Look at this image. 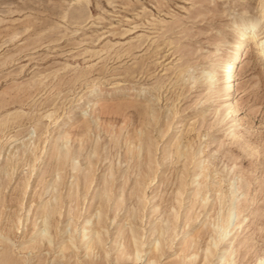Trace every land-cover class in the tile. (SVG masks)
<instances>
[{
    "label": "rangeland",
    "instance_id": "1",
    "mask_svg": "<svg viewBox=\"0 0 264 264\" xmlns=\"http://www.w3.org/2000/svg\"><path fill=\"white\" fill-rule=\"evenodd\" d=\"M257 1L0 0V264L4 259L14 264L98 261L96 250L88 255L80 246V228L84 218L98 220L97 198H92L102 180L112 178L111 171L120 185L129 175L128 195L137 176L131 151L139 143L129 136L144 130L153 140L152 180L135 224L144 240L151 222L171 219L174 241L164 245L159 264H259L264 258V55L254 35L264 36V17ZM248 21L255 26L243 35L235 91L226 97L218 91L222 72L242 37L238 29ZM210 72L217 83L208 81ZM228 102L237 112L225 119ZM148 107L156 118L145 114ZM179 141L189 150L187 159L175 157ZM58 145L75 151L62 193L89 158L91 187L78 206L73 203L72 215L63 203L44 231L39 212L55 201ZM180 181L183 193L177 195ZM114 204L109 202L107 214ZM124 212L118 209L119 215ZM228 212L232 226L219 240L217 223ZM67 219L77 226L75 244L65 251L73 253L70 260L59 252L70 241ZM114 225L108 227L103 264H135L115 261L126 233L110 249ZM56 226L65 237L58 238ZM157 239V232L147 237L150 245ZM143 245L138 264H147L151 255Z\"/></svg>",
    "mask_w": 264,
    "mask_h": 264
},
{
    "label": "bare ground",
    "instance_id": "2",
    "mask_svg": "<svg viewBox=\"0 0 264 264\" xmlns=\"http://www.w3.org/2000/svg\"><path fill=\"white\" fill-rule=\"evenodd\" d=\"M257 2L259 3V5L263 6L262 17H264V0H258ZM258 15H260V14H258ZM259 18H261V17H259ZM254 26H255V23L253 21H248L245 24L244 28L238 29V31L242 37L239 38V40H237L235 48L232 50V52L230 51L231 53L228 55V61H227L226 66L224 67V70L222 72L223 85L218 90V91L221 90V94L226 96V97L231 96V94L235 91V80H236V75H237V68H238L240 61H241V53H240L241 50H240V48L243 45V42L245 40L243 35L246 34L247 29L251 30V28H253ZM254 39L257 41V46L260 48V50H262V55H264V36L260 37L259 34H255ZM230 63H231V65L229 66ZM181 75H182V73H181ZM208 81L211 84L212 83L214 84L216 82L215 74L210 72V74L208 76ZM149 110H150V107H148L145 110V114L149 117L152 116L153 118H156L157 115L152 110H150V111ZM118 112H119V110H118ZM234 112L235 113L237 112L236 109L232 106L231 102L230 103L228 102L225 104L222 114H223V117L225 118ZM14 115H16V114H14ZM46 115H49L48 117H51L50 113H47ZM8 117H10V116H8ZM149 117H148V119H149ZM151 120H153V119H151ZM5 121H6V119H5ZM1 123L3 124L4 122H1ZM147 123L150 124V119H149V121H147ZM155 123H156V121H155ZM5 125L7 126L6 122H5ZM80 126L82 127V125H80ZM0 129H2V127ZM190 129L193 130L192 125H191V128H189V130ZM189 130H188V134L190 135ZM192 130L190 132H192ZM113 131H115V130H113ZM120 131H122V130H120ZM138 131H140V130H138ZM65 133H66V131H65ZM113 133H112V135H113ZM183 134H185V133H183ZM235 134L236 133L233 131L232 132L233 137ZM186 137H187V133L185 135V139H186ZM129 140L131 142H135L136 144L139 142L138 146H136V147H138L137 148L138 150H132L131 151V158H135L134 167L137 170V176L132 180L133 185L131 186V189L129 190L128 195L125 194V186H126L125 184L130 180L129 175L125 181L124 180L122 181V183L124 182V185H120V183H117V184L115 183L116 178L113 177L114 171H111L110 177H112V178L109 177L110 179L107 178V179L102 180L103 185L101 186L99 191L95 192V194L93 195V198H92V200L97 198V204H98V208L100 210L99 218H98V220H96V221L94 220L92 222H90L89 218H84V224L81 226L80 234H79L80 246H82L84 248V250L87 252L88 255H90L91 253H94L96 250V255L98 254L100 259L98 261H93L91 259H88V260L84 261V264H103L105 258L108 257V255H109L108 250L105 249L104 244H105V241L107 239L106 235L109 236V234H110L108 227L111 223L112 224L115 223L114 228L116 229L115 230L116 235L114 234V239H113L114 243L111 244L110 249H115L114 246L118 243L117 237L123 236L126 233L122 237V239H123L122 247L119 248V246H118L116 248L117 255H116L115 261L117 263H121L120 261L132 260L135 264L136 263L138 264V260L141 258L142 254H143V253L141 254V252L146 251V247H144V245H143L144 243H146V245L148 247L147 248L148 253L151 254L148 257L147 264H159V261H158L159 257H161L165 252L164 245L166 244L168 247H171V245L174 241L173 240L174 239V235H173V230H174L173 225L174 224L173 223L171 224L170 218L161 219L159 222H157L155 224L153 222H151V220H150L149 222H151L152 227L150 229L149 235L146 236L144 240L140 239V232H139V230L135 224V221L139 217H141V214L139 213V207L143 206V200L141 199L142 194L145 193L144 192L145 187L147 188L146 184L152 180V169H153V167H152V145H153L152 141L153 140H152V138L149 135V132L147 130L141 131V134L138 135L137 137L135 135L131 134L129 136ZM183 141H185V140L183 139ZM124 142H125V140H124ZM173 143H174V141H173ZM180 145H181L180 141L175 144V152L177 154V156L175 155V157L182 158V156L183 157L185 156L187 159L189 156V154H188L189 150H188V148L183 150V148ZM114 147H115V143H114ZM65 149L59 147V145H58L56 152H55V155H54L55 159H56L55 170L57 171V174L59 176V181L55 187V190H56L55 195H54L55 201L51 202V203L46 202V204L43 206L41 212H39L41 214L40 216L42 217V219L46 225L44 231L48 230V227L50 225L49 222L53 221V219H55V215L57 213H60L63 203H67V205H68L66 214L72 215L74 213L73 212L74 209L72 206L73 203L76 206H78L79 203L81 202V199H82L81 196L82 195L85 196L89 187H91L90 182H91L92 173L88 170L90 169L89 164H91L92 160L89 158L88 165L85 166L84 168L80 167L79 169L76 170V173L73 174L75 176V179H74V182L72 184H74V185H72V184L69 185L67 191L65 193H62L61 184L63 183V179H64V176L66 174V172H65L66 167H68L70 165V159H72L74 157L73 155L75 153V151H71L70 148H65ZM191 157H194V156H191ZM180 158H179V160H180ZM74 160H76V159H74ZM71 161H73V159ZM175 161H176V159H175ZM198 161L200 162L201 159H199ZM9 163H10V161H9ZM71 165H72V163H71ZM184 166H186V163L184 164ZM207 167H209V166H207ZM72 168H74V167H72ZM110 169L113 170L112 167ZM196 175H198V173L195 174V176ZM196 177L191 181L192 184L197 181ZM185 183H186V181H185ZM189 183H190V181H189ZM196 184L197 185H193L194 188L192 190V193L194 190H196L195 194L198 195L201 192V189L199 187L198 188H196V187L201 185V184L199 181ZM117 185L121 186V188H122L121 193H119V192L117 193V191H116ZM181 185H184L183 181H180V183H179V187H178L177 192H176L177 195H181L183 193V189H182ZM204 185H208V184L206 183ZM34 191H35V189H34ZM111 200L115 201V204L112 208V213L107 214V209L109 206V202ZM175 202H176V200H175ZM196 202L197 201H195V203ZM201 202L204 203V201H202V200H201ZM165 203H166V201H165ZM158 206H159V203H158V205L156 204V207H158ZM120 208L125 209V212L122 216L119 215V213H118V209H120ZM171 210H172V208H171ZM229 212H230V210H229ZM229 212L227 213L226 217L224 218L223 223H217V227L220 228V231H221V232L218 231V232H220V234L218 233L219 234V240H222L229 233L227 231V229H229V227L232 226V224L230 223V213ZM60 216H61V214H60ZM77 216L78 215H75V217H77ZM108 220H109V222H108ZM184 221H185L184 225H183L184 227L189 225L186 222L187 221L186 218ZM224 224H226V225H224ZM68 226H70V228H69V230H70V232H69L70 241L66 242V240H65L64 244H61L59 246L60 247L59 252H61L60 253L61 258H65L66 260H70V257L73 254L71 252H68L66 254L65 251L72 249L74 244H75V241H73V237H74L73 229L77 230L76 221L71 223V222H69V219H67L65 224H64V228H67ZM234 227H235V225H234ZM56 229L58 232V235H57L58 238H63L66 236V235H64V231L61 229V227L56 226ZM196 231H197V229H196ZM156 232L158 235L157 242H154L152 245H150L149 241L147 240V237L152 236ZM198 233H199V229H198ZM197 235H199V234H197ZM45 236H46V234H44V236H42V237L44 238ZM193 236H194V234H193ZM186 239L187 238H185V240ZM154 240H155V238H154ZM216 242H217V240L215 241V243ZM213 251L214 250L211 247L208 248L209 254H212ZM67 255H69V258L67 257ZM4 263L5 264H14L13 262H10L7 259H4ZM259 264H264V258L259 259Z\"/></svg>",
    "mask_w": 264,
    "mask_h": 264
}]
</instances>
